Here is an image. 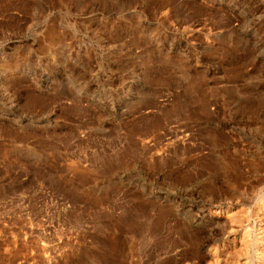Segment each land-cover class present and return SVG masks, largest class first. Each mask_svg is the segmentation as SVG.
<instances>
[{
  "label": "rangeland",
  "instance_id": "obj_1",
  "mask_svg": "<svg viewBox=\"0 0 264 264\" xmlns=\"http://www.w3.org/2000/svg\"><path fill=\"white\" fill-rule=\"evenodd\" d=\"M0 264H264V0H0Z\"/></svg>",
  "mask_w": 264,
  "mask_h": 264
}]
</instances>
